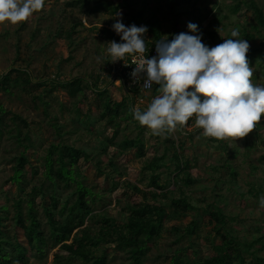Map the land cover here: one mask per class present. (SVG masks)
Returning <instances> with one entry per match:
<instances>
[{"label":"rangeland","instance_id":"rangeland-1","mask_svg":"<svg viewBox=\"0 0 264 264\" xmlns=\"http://www.w3.org/2000/svg\"><path fill=\"white\" fill-rule=\"evenodd\" d=\"M75 1L45 0L43 9L27 21L16 25L0 24V80L12 68L26 69L34 78L32 84L24 87L15 86L9 91L0 88V103L10 112L9 117L17 114L26 120L27 123H19L23 136H29L22 144L8 136L0 141V216L7 219L3 229L11 236H23L13 219L14 201L21 192L11 177L15 158L25 150L24 144L29 146L30 165L40 173L45 150L51 144L66 143L90 155V160L82 159L80 166L98 195L96 213L119 220L127 218L129 201L155 202L151 193L156 187L151 183L153 172L148 166L155 158L164 157L156 174L166 188L167 197L160 196L158 200L166 204L169 217L161 237L152 244L142 264H169L175 253L182 256L187 252L191 257L193 252H197L198 257L215 254L213 246L221 242V237L209 225L210 218L205 210L210 204H218L223 210L228 219L223 232L230 233L239 242L247 259L251 254L264 257V207L259 205V199L264 196V118L252 133L237 141L203 136V130L195 127V118L182 129L155 136L134 117L119 118L118 127L108 126L106 119H101L99 98L92 88H86L85 102L80 105L84 113L80 115L76 106L78 100L54 87L53 81L82 76L85 83L93 82L98 89L108 87L115 101L122 100L126 92L108 74L106 49L110 40L107 30L113 31L117 18L124 24L126 9H122L118 17L104 13L90 15ZM126 1L132 10L157 21L162 37L167 36L169 41L180 33L202 34V43L211 48L223 43L224 39L233 38L234 29L239 31L236 39L246 40L247 33L253 35L246 41L250 46H261L263 54L250 63L254 73L252 81L264 85V34L256 29L253 10L247 4L238 12L233 11L238 3L250 0ZM255 1L264 8V0ZM188 12L200 14L203 17L200 24ZM190 22L198 26L197 33L189 31ZM147 29L146 34L154 38ZM136 97L133 99L135 108L146 109L150 94ZM9 117L8 123L13 125ZM115 130L118 135L114 142L139 138L144 143L145 155L137 157L136 149L119 153V148L107 139L113 137ZM176 151L191 163L187 171L192 179L189 183L184 178L186 173H177V162L173 158ZM41 182V175L29 181L27 191ZM113 183L117 184L115 189H112ZM135 186L143 192L136 191ZM183 196L193 209L176 210L172 205V199ZM37 201L41 202V198ZM38 209L44 219L42 206ZM193 221L200 227L196 233L189 234ZM104 247L109 254L107 264L129 262L126 253L115 251L108 244ZM58 250L59 247L54 248L44 260L33 256L26 264H54V254ZM71 264L84 263L75 259Z\"/></svg>","mask_w":264,"mask_h":264},{"label":"trees","instance_id":"trees-1","mask_svg":"<svg viewBox=\"0 0 264 264\" xmlns=\"http://www.w3.org/2000/svg\"><path fill=\"white\" fill-rule=\"evenodd\" d=\"M75 4L86 8L90 15L101 13L116 15L125 8L126 13L123 14L125 25L146 26L151 30L150 34L154 36L155 41L162 38V31L157 21L145 18L143 12L132 10L127 6L126 0L121 2L77 0ZM243 4H247L253 10L257 22L256 29L260 34H264V8L255 0H250L238 3L233 11L238 12ZM188 13L193 14L200 24L203 19L200 14ZM107 32L110 39L119 40L113 31L107 30ZM245 37L249 41L254 36L247 33ZM262 54L261 46H250L247 54L249 64ZM33 82L34 78L26 69L12 68L2 75L0 88L9 91L12 87H24ZM53 83L54 87L64 90L71 99L78 100L76 106L80 115L84 113L80 105L85 102L86 88H92L99 98L97 105L101 110V119H106L108 126L118 127L119 118L134 117L132 111L135 108L134 96L130 93L126 92L122 100L115 101L108 92V87L98 89L93 82L85 83L82 76L65 81H53ZM157 94L156 86L153 95ZM9 113L0 103V141L8 136L22 144L29 139V136H23V128L19 122H27L17 114L9 117ZM8 117L13 125L8 123ZM117 135L118 130H115L113 137L107 139L119 148V153L136 149L137 157L145 155V147L141 139L124 138L116 143L114 139ZM24 147L25 150L15 158L14 174L11 177L12 182L19 186L21 192L14 201L16 211L13 219L15 225L23 231V236L21 238L7 233L3 229V222L7 219L0 216V264H26L33 256L44 260L56 247H59V250L54 254V264H71L75 259H80L84 264H107L109 254L104 247L107 244L115 251L127 254L129 262L125 264L143 263L152 244L161 237L169 217L166 204L158 200L160 196L167 197L166 188L160 183L159 175L156 174L164 157L155 158L148 166L153 172L150 177L151 183L156 187L151 193L155 202L131 200L128 203L127 218L119 220L104 213H96L98 195L88 184L80 166L82 159L90 160L88 152L66 143L51 144L45 150L46 153L42 158L43 169L39 173L37 168L30 165L27 154L29 146L24 144ZM173 158L177 162V173H186L185 181L191 182L192 179L187 172L191 167L190 161L183 160L179 151L175 152ZM99 171L103 173L100 167ZM39 175L42 176V182L34 185L28 192L29 181ZM116 187L117 184L113 183L112 189ZM135 190L143 192L137 186ZM158 190H161V193ZM63 193L65 196H62ZM38 198H41V202L37 201ZM172 205L176 210L194 208L185 196L172 199ZM38 206H42L44 219L40 217ZM205 211L210 218L209 225L221 237V242L213 246L215 254L198 257L197 252H193L191 257L187 252L182 256L175 253L169 264H264V257L256 254H251V258L247 259L239 242L230 233L223 232L228 219L218 204H210ZM199 227V223L193 221L188 230L189 234L196 233ZM100 250L101 253L98 254ZM62 252L66 254H61Z\"/></svg>","mask_w":264,"mask_h":264},{"label":"clouds","instance_id":"clouds-1","mask_svg":"<svg viewBox=\"0 0 264 264\" xmlns=\"http://www.w3.org/2000/svg\"><path fill=\"white\" fill-rule=\"evenodd\" d=\"M44 4L45 0H0V24L25 22ZM187 27L191 33L198 32L194 23ZM112 28L123 42H107L110 61L125 62L127 55L133 56L134 83L146 74L141 88L150 91L157 86L158 94L146 109L132 110L134 119L153 135L182 129L195 118V127L203 130V136L237 141L252 133L264 118V85L252 81L250 45L235 38L237 29L231 32L233 38L211 48L202 43V34L180 33L171 41L164 36L155 41L157 55L148 58L144 55L146 26L126 27L117 18ZM259 205L264 207V196Z\"/></svg>","mask_w":264,"mask_h":264},{"label":"built area","instance_id":"built-area-1","mask_svg":"<svg viewBox=\"0 0 264 264\" xmlns=\"http://www.w3.org/2000/svg\"><path fill=\"white\" fill-rule=\"evenodd\" d=\"M113 32L119 38V40L117 38H113V39H110L109 42L116 41L117 43H122L123 41L121 40L120 35H118L114 30ZM144 39L146 41V46H147V51L144 53V55L147 56L148 58H152L153 56H156L157 53H156L155 40L151 38L150 36H148L147 34L144 35ZM132 61H133V56L127 55L125 58V62L129 65L125 66L124 61L120 60V61H116L115 63H113L110 61V57H109L108 74H110L112 81H114L117 85H120L121 87H123L125 92L130 93L134 97L135 96L138 97L140 95L144 96L145 94H150V102H151V100L154 97L153 91L156 85H153V88L150 91H147L141 88L143 84V76L146 74H142V78L139 81V83H134L131 73L135 69V65H132Z\"/></svg>","mask_w":264,"mask_h":264}]
</instances>
